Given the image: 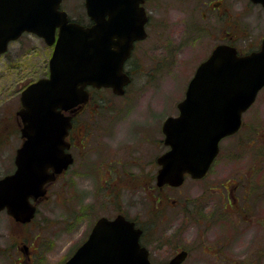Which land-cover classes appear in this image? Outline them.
Masks as SVG:
<instances>
[{
    "label": "rangeland",
    "instance_id": "obj_1",
    "mask_svg": "<svg viewBox=\"0 0 264 264\" xmlns=\"http://www.w3.org/2000/svg\"><path fill=\"white\" fill-rule=\"evenodd\" d=\"M208 3L209 0L200 3L194 0H155L149 6L148 38L139 44L134 59L127 63L132 83L123 95L108 88L94 92L78 118V126L85 129L78 135L79 146L74 150L76 162L53 185L51 195L40 205L36 222L23 227L6 217L1 219L0 236L3 235L2 243L9 245V251L0 256V264H16L22 260L25 243L31 251L36 249L34 245H40L41 252L44 250L38 264H61L83 243L99 217L113 216L116 209L113 203L126 206L131 202L132 194L133 216L146 220H151L152 215L156 218L152 246L154 259L168 258L173 249L183 244L190 249L184 264H264V131L260 130L258 141L254 139L251 147L246 146L244 139L247 138L243 135L248 126L254 133L264 124V118L258 122L252 114L264 107V92L246 116L242 132L222 141L217 162L206 178L195 180L188 177L177 188L159 189L155 183L154 161L167 149L163 123L167 117L179 114L178 103L184 99L196 68L223 41L224 15H219L218 9ZM243 3L245 0H234V20L240 22L234 24V44L239 48H244L248 42L255 43L264 34L261 17L249 7H241ZM63 9L71 18L88 22L84 0H67ZM215 19L218 24L213 23ZM20 44L12 58L0 56V70L13 74L11 79L21 71L29 77L47 75L52 49L33 36H26ZM12 60L19 65L11 66ZM133 68L137 69L134 74ZM1 83V99L4 92L9 96L18 90L14 82ZM15 98L16 95L9 101L5 99V103L9 102L10 108L14 109L15 103L19 102ZM7 129L15 134L0 136V149L9 156L6 163H0V176L13 168L9 158L21 141L16 134L17 126L13 130L10 124ZM241 171H252L243 183L248 188L256 187L258 192L255 191L254 200L244 192L246 199H241L239 205L243 209L231 212L227 219H220L217 227L207 223L209 215L202 211L200 223L192 220L187 222L190 227L186 231L184 225L178 228L183 222L179 213L181 204L179 208L169 206L170 198L180 200V203L181 199L193 201L199 198L201 207L210 204L217 196L210 184L226 176L234 178ZM132 179L133 188L130 186ZM228 183L232 188L235 186L232 180ZM259 192L262 196L258 198ZM219 196L221 194L218 199ZM158 197H163L161 207L165 210L145 214L150 204L161 202L157 201ZM114 199L117 202H113ZM126 210L131 212L129 207ZM226 235H229V247L215 252L216 239Z\"/></svg>",
    "mask_w": 264,
    "mask_h": 264
},
{
    "label": "water",
    "instance_id": "obj_2",
    "mask_svg": "<svg viewBox=\"0 0 264 264\" xmlns=\"http://www.w3.org/2000/svg\"><path fill=\"white\" fill-rule=\"evenodd\" d=\"M62 1L0 0V53L24 31L54 44L50 76L22 95L26 139L17 150V169L0 180V209L7 207L23 222L35 212L30 197L44 196L45 183L73 162L66 151L71 117L62 111L87 103L88 85L124 94L131 81L125 62L135 41L148 35L143 0H85L91 25L71 21L60 8ZM254 1L264 4V0ZM263 85L264 44L261 50L242 56L235 47L218 45L190 80L178 104L179 114L163 123L164 142L170 149L158 159V185L179 186L186 173L203 177L219 153L221 139L239 130L243 113ZM140 231L124 216L101 217L89 240L66 264H153L139 241ZM187 255L181 250L167 264H182Z\"/></svg>",
    "mask_w": 264,
    "mask_h": 264
},
{
    "label": "flooded vegetation",
    "instance_id": "obj_3",
    "mask_svg": "<svg viewBox=\"0 0 264 264\" xmlns=\"http://www.w3.org/2000/svg\"><path fill=\"white\" fill-rule=\"evenodd\" d=\"M66 1L67 0H63L62 1V3H61V8L62 9H63L64 3ZM153 1H155V0H143V2H141V5L145 8V10H146V12L148 14V22L146 23L147 32H148V27L150 26V23H151V14H150L148 8H149V6H151L153 4ZM194 1H196V3H200L201 0H194ZM239 1H241V0H239ZM208 4L209 5H211V4L214 5L218 9V11H219L218 14L219 15H224L223 19H225L224 24H226V27H225L226 30H225V33L223 35L224 36L223 37V41H221V43H219V44L235 46V48L238 51V54L241 55V56L242 55H249L252 52L259 51V50H261L263 48L264 34L255 43H252V42L246 43L244 48H239L238 45H235L236 43L234 44V41H235V39H234V30H233L234 24H240L239 20H237V21L234 20L235 19L234 15H233V9H235L234 0H209ZM84 6H85V0H84ZM241 7H249L251 12H255V13H257L258 16L261 17V19L263 20L262 23L264 24V4L261 1L256 2L254 0H245V3H243ZM85 11H86V6H85ZM86 15H87V13H86ZM250 15H252V14H250ZM87 17H88V22L87 23L81 22V23H83V24H93V21H91V19L89 18L88 15H87ZM247 19H250V21H251V18H247ZM213 23L214 24H218L216 19L213 21ZM148 35H149V32H148ZM26 36H33V37L40 38L42 41H44L49 46V48L52 49V52H53L54 44L49 45L44 40V38L40 37L36 33L25 31L17 39H13V40L9 41L8 46H7V50L5 52H3V53H0V56L9 55L12 58L11 55L12 54H17L16 50L19 47V45L21 46L20 43H21V41L24 38H26ZM147 38H148V36L146 38H144V39H140V40L135 41L134 47L132 49L131 56L127 60V62L125 64V70L131 76V82L126 86V90H127L128 86L133 81L132 73L126 69L127 68V63L132 58L134 59L139 44L142 41H144L145 39H147ZM51 56H52V53H51ZM51 56H50V58H51ZM10 65L11 66H18L19 64H15V62L12 60ZM4 71L0 70V84L2 85L1 81H5V82L11 81V84H13L12 82H14L15 84L18 85V87H17L18 90H17V92L12 93L9 96H6V93L4 92L3 93V97L4 98L1 99V97H0V99H1L0 100V130H2L0 136H4L5 134H9L11 136V135L15 134V131L14 132H8L7 128H8V126L10 124L12 125L13 130L17 126L18 129H16V134L17 135L19 134V140H21L20 141V146H21L22 143L25 140V137L23 136V133H22L23 120H22V116L20 114V112H21V110L23 108L22 94H23V91L27 87H29L30 85H32L35 82L41 80L42 78H48L49 77V75L51 73V71H50V59H49V71H48V74L45 75V76L41 75L39 77H34V76H30L29 77L28 75L24 74V71H21V72L18 73V75L16 77L11 79L13 77V74L9 73L7 70L5 72ZM136 71H137V69L133 68V74ZM108 89H111V88H108ZM89 90H90V93H92V95L94 96L95 95L94 91L95 90H99V89H96V88L90 86ZM262 92H264V85L259 90L257 98L254 101V103L252 104V106L250 108H248L244 112L243 118H242V125H241V128L239 129V131H237L235 134H233V135H231V136H229L227 138L234 137L236 135H239L240 132H242V129L246 126V116L249 114L250 111H252V108H254L255 104L257 103L258 96L261 97L260 95H261ZM17 94H18V96H17ZM14 95H16L15 101L17 102V99H18L19 102H18V104L15 103L16 104V108L13 109V108H10L9 102H8V104L5 103V99H6V101H9V100H11L14 97ZM89 103H90V101L87 104L83 105V107H80L79 105H77L76 107H73V108H71L68 111H64V113L66 115H70V117H72V127L69 129V133H68V135L66 137V140L69 143V148L67 149V151L72 155L73 162L68 166V168L65 171H63L62 173H60V174H58L56 176V178H55L56 181H52V182L49 181L50 183L46 184L45 187L47 189V193H46L45 196H41V197L37 196V198L30 197L29 201L35 206V212L33 214V217L29 221H25V222L19 221L12 214H10V212L8 211V208L5 207V208L0 209V221H1V219H6L7 218V219L12 220L14 224L20 223V225L23 226V227L32 226L36 222V216H38L39 212H40V205L43 202L47 201V199L51 195L53 185L60 178H62V176L67 174L71 170V166L76 162V156H75V151L74 150H75V148H78V146H79L78 143H77V141L79 140L78 135L81 134V131L82 130L84 131V129H85V128H82L81 126H78V123H80V121H78V118L84 113V111H85L86 107L89 105ZM263 110H264V107L261 108L259 111H254L252 113V114H254V116H253L254 119H258V122H260L261 119L264 118ZM4 125H5V127H4ZM258 125H260V124H258ZM247 128H248L247 129V133L243 134L247 138L246 140L244 139V141H245V144H246L247 147L248 146L251 147L252 145H254V139H256L258 141L260 130L262 129L264 131V124L262 123L260 126H258L257 129H259V130L255 131L254 133H253V129L250 126H248ZM13 130H11V131H13ZM18 131H19V133H18ZM162 131H163V126H162ZM251 134H252V136H251ZM249 136H250V138H249ZM164 140H165V138H164ZM250 141H252V142L250 143ZM164 144H165V142H164ZM166 147H167V149L163 153H165L170 148L168 145H166ZM17 150L18 149H16L14 155H11V158H9V162H10V164L13 165V168L11 170H9L8 172L2 174L0 176V180L5 178L8 175L13 174L16 171V169H17V165H16ZM3 152H5V150H3ZM163 153L158 155L156 157L155 161H154V164H155V167H156L155 183H156V185H157V187L159 189H163V188H177V187H173V186H171L169 184H165L163 186H159L158 183H157L158 171L161 168V164L159 163L158 159ZM218 156L219 155H217V157L213 161L208 173L204 177H202L200 179H195V180H203L204 178H206L207 175H209V172H210L211 168L217 162ZM8 157L9 156L3 154L2 153V149H0V163L1 164L6 163L5 161H6V159H8ZM253 169H254V167H253ZM49 171H53V169L49 168ZM251 172L252 171L237 172V176H235L234 178H231V175H230V176H226V177H223V178H221V179H219L217 181L212 182L210 184V189L213 192H215L217 196H218V194H221V196H219L220 199H218L217 196H216L214 198L216 200L211 201L210 204L207 203V204L203 205L202 207L200 206V204H201L200 202L201 201H200L199 198H197L196 200H193V201L191 199L190 200L189 199H181L182 200L181 203H180V200H177L175 198H173V199L170 198L169 206L178 207V205L181 204L179 213L183 217V222H181V225L178 226V228L181 229L183 227L182 225H184V226H186L184 228V231H186L190 227V225L187 222H191L192 220H194V222H199L200 223L201 222L200 217L202 215V211H203L204 215H209L207 217V219H206L207 223L210 224L211 226L214 224V225H216L214 227H217L218 221L220 219H223V218L227 219L228 214H231V212H236L239 209H243V206L240 207L239 205H240V200L241 199H246V194L245 193H248L249 199L254 200L256 198V194L258 192L256 190V187H249L248 188L243 183L244 178L245 177L247 178L249 176L248 174L251 173ZM259 172H262V170L259 171ZM188 177H191V175L186 174L185 175V180ZM229 180L230 181L232 180L235 183V186L233 188L231 187V184L228 183ZM148 182L150 183V181H148ZM151 182L153 183V180ZM130 186L133 188V179L131 180V185ZM152 187L155 188L154 184H152ZM259 188H261V185H259ZM159 189H157V190L159 191ZM255 191H256V194H255ZM261 194L262 193L259 192L258 198L262 196ZM251 195H252L253 198H251ZM258 198H257V200H258ZM115 201L117 202L116 199H114L113 202H115ZM157 201H161V202H155V203L150 204V207H148V209L144 211L145 214H148V213H149V215H150V213L155 214L154 211H157L158 209L165 210L164 208L161 207V206H163L162 205L163 204V197H158ZM113 204L115 205V208H116L115 211L113 212V216L102 215L101 217H108L109 219H114V218H116V217L121 215V216H124L126 219L134 222L135 223V227L141 230L140 231V237H139L140 243H141V245L143 247H145L149 251L150 259H151V261L154 264H167L181 250H186L188 252L187 257L185 258V260H184V262L182 264L185 263V261L188 259L189 255H190V249L188 247L182 246L183 244H181V245L179 244L177 247H176V245H174V247H176V248L171 251V254H170V256L168 258H162V259H157V260L154 259L153 255H152V253L154 252L152 246H153V242H154L153 241L154 240L153 239V234L156 231V229H153V227H155L156 224H157L156 223V218L154 217V215H152V219L151 220H149V219L146 220V218H144V217L141 218V217H139L137 215L133 216V194H132L131 202L127 203L126 206L125 205L121 206L120 202L119 203H113ZM117 205H119L120 207H116ZM126 207H129L131 212H128L126 210ZM207 209H208V212L206 213L205 210H207ZM245 209H246V207H245ZM101 217H99L98 219H100ZM97 220L95 221V224H96ZM228 225L225 228V232L226 233L228 232ZM91 231H92V229L89 230V232H88L87 236L85 237V239H84L82 244L86 243L89 240ZM217 232H215V233L217 234ZM2 237H3V235L0 236V256H3V254H5L6 251H9V245L2 243ZM229 243H230L229 235H226L224 238L220 237V238L216 239V242H215V244L213 246V250L215 252H219V251H221L223 249V247L228 248L229 247ZM34 246H35L36 249H33L31 251L30 250V246L25 243L24 244V250H23L24 258L22 260L16 261L15 263L16 264H38L39 263L40 254L42 252H44V250L41 252L40 245H34ZM75 252L76 251H74L65 260H62L61 264H66V262L73 256V254ZM50 261H54V259H51ZM48 263L49 262H46V264H48Z\"/></svg>",
    "mask_w": 264,
    "mask_h": 264
}]
</instances>
